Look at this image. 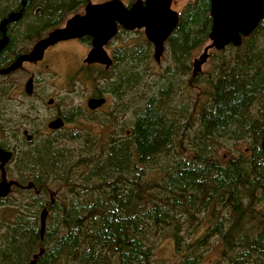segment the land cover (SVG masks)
Returning a JSON list of instances; mask_svg holds the SVG:
<instances>
[{"label":"trees","instance_id":"1","mask_svg":"<svg viewBox=\"0 0 264 264\" xmlns=\"http://www.w3.org/2000/svg\"><path fill=\"white\" fill-rule=\"evenodd\" d=\"M22 1L0 0V20L23 10L0 68L89 0ZM211 26L209 0L190 1L166 41L170 60L160 70L144 32L119 28L111 42L131 41L112 49L111 66L82 69L86 82L100 91L103 80L100 92L112 96L102 120L112 126L107 141L74 132L1 143L15 148L13 174L29 175L25 183L33 181L40 193L15 188L19 197L8 196L0 264H26L40 247L47 252L37 264H157L162 233L181 253L178 264H201L213 241L221 256L209 264H264V19L240 46L209 50L211 68L194 74L193 53ZM5 93L0 109L7 108L11 127L15 116H25L10 114L14 103Z\"/></svg>","mask_w":264,"mask_h":264},{"label":"water","instance_id":"2","mask_svg":"<svg viewBox=\"0 0 264 264\" xmlns=\"http://www.w3.org/2000/svg\"><path fill=\"white\" fill-rule=\"evenodd\" d=\"M173 0H136L126 5L122 0H107L99 3H88L83 13H76L69 17L64 25L52 29L46 37L38 40L28 52L18 55L8 66L0 68V75H6L23 67L25 62H37L43 59L45 51L59 41L79 39L85 36L92 38V48L86 56V63H101L105 66L112 64V58L106 50V45L118 33L119 27L126 30L143 29L145 36L154 46V58L159 63L165 51V44L179 22V12L172 9ZM210 14L212 28L209 34L211 43L204 49L202 58L194 63V74L200 65L208 59L211 49L222 50L227 45L240 46L242 38L248 36L264 19V0H211ZM22 16L21 11L11 12L0 21V52L9 42L7 25L17 22ZM28 94L33 92V78L25 84ZM54 99L48 101L52 104ZM106 102L105 97H92L87 101L90 109H96ZM65 121L58 117L48 126L51 129L64 127ZM264 152V137L261 141ZM13 153L0 147L1 180L0 196H7L11 192L14 180H8L5 165L11 160ZM32 184H29L31 187ZM48 211L41 213L40 234L44 238ZM44 249L34 255L28 264H36Z\"/></svg>","mask_w":264,"mask_h":264},{"label":"rangeland","instance_id":"3","mask_svg":"<svg viewBox=\"0 0 264 264\" xmlns=\"http://www.w3.org/2000/svg\"><path fill=\"white\" fill-rule=\"evenodd\" d=\"M90 1L93 3H98L107 0ZM122 1L125 4H130L135 0ZM189 2L190 0H180L177 4L174 5V9L178 11L181 10L182 12L184 7ZM82 9L83 7L80 8L79 11H81ZM74 13L75 12H72L70 16H72ZM21 26H23L24 28L23 24H21ZM75 40L76 39H73L71 41L60 44L59 46L55 47V52L53 51L54 49L52 50V52L48 50L49 55L48 58H46L48 60L45 62H42L40 64H34L31 62L25 63L21 70L16 72L10 77V79H8L12 82H16L18 86H20V84L22 83V87L24 88V85L31 74H34L36 78L34 95L32 96L27 94L24 89L23 95L18 97V101L13 100L14 105H12L10 114L15 113L17 110L18 115L25 116V119L22 118L24 121L28 119L31 122V125L23 122L26 124L25 126L27 128H37L36 131L38 134L42 135V133L39 132L40 130L44 131V134L47 135L51 134V131L48 130L47 127V123L51 115L57 112L65 113L68 117V122L62 128L61 132L58 134V137L62 135L69 137V135H71L72 133L79 132L81 134L89 133L94 137H98L102 141L104 139L105 141H107L108 133L111 132L112 126H106L105 124H103L104 122H102V120L107 118V112H110L111 110L113 102L112 96L108 94L110 98L102 111L93 114L90 113V110L87 106V99L92 96L93 91H98V88H96V85L93 86V82H86L83 79L85 72L82 69L86 66L85 57L87 55V44L85 42H82L80 39V42H78L79 40ZM130 41L131 39L118 38L117 40H113L111 42V45L107 46L106 48L108 49V52L112 54V49H115L116 46H120L123 43H129ZM210 43L211 41L208 38L204 44H202L194 51L192 58L193 63H196L202 58L204 49ZM211 52H214L213 49ZM153 59L158 66V69L155 68V70H160L164 66H167L170 58L166 53V47L161 61L158 63L154 58L153 46ZM210 60L211 56L208 57L205 63L200 65L198 72H207L211 68ZM99 82L100 91H103L104 82L103 80H100ZM51 98L55 100L53 106L49 105L48 103ZM38 117L39 119H37ZM127 117L129 118V113L122 117L120 121L126 119ZM116 127L117 124L113 126L114 129ZM34 134L35 138L39 137L36 133ZM13 167V165L10 167V172L13 176H15L12 170ZM19 195L20 194L13 192L12 199H17ZM0 215H2L1 211ZM8 218L9 215L7 206L6 221L8 220ZM7 222L4 223V221L2 220L3 225L2 227H0V230L5 231L4 228ZM200 232L201 228L194 234H190V237L188 238L197 237L199 236ZM221 248V245H215L213 241V243H211L210 247L207 250L202 251L201 264H209L211 262H214L216 259H219L221 256ZM153 259L157 264H178L181 261L182 256L181 253L176 250L173 239L168 237L167 234L164 235L162 233L154 249Z\"/></svg>","mask_w":264,"mask_h":264},{"label":"flooded vegetation","instance_id":"4","mask_svg":"<svg viewBox=\"0 0 264 264\" xmlns=\"http://www.w3.org/2000/svg\"><path fill=\"white\" fill-rule=\"evenodd\" d=\"M136 1V0H135ZM135 1H132L130 4H132L133 2H135ZM180 0H173L172 1V4H171V7H172V9H174V5L175 4H177L178 2H179ZM190 1H193V0H190ZM25 0H23L22 1V4L24 5L25 4ZM91 1L89 0L87 3H86V5L88 4V3H90ZM93 3V2H92ZM99 3V2H98ZM209 3H210V10H211V0H209ZM85 5V6H86ZM85 6L83 7V9L81 10V11H79L78 10V12H75L74 14H76V13H83L84 12V8H85ZM175 10V9H174ZM17 11H21L22 12V16H23V10L22 9H15V10H13V11H10V12H8V14L6 15V16H3L2 17V19L3 18H5V17H7L11 12H17ZM176 11H178V10H176ZM39 12H41V7H39V6H37L36 7V9H35V11H34V13H36V14H38ZM179 13H181V10L180 11H178ZM211 15V14H210ZM22 16H21V18H22ZM212 18V17H211ZM1 19V20H2ZM68 19V18H67ZM66 19V20H67ZM0 20V21H1ZM66 20H65V22H66ZM64 22V23H65ZM64 23L62 24V25H64ZM18 24V22H12V23H9L8 25H7V35H8V37H9V42L11 41V39H12V32H13V29L16 27V25ZM61 25V26H62ZM211 28H212V26H211ZM54 29V28H53ZM52 30V29H51ZM50 30V31H51ZM50 31H48L44 36H42V37H39L38 39H36L35 40V42L32 44V46L38 41V40H40L41 38H43V37H46L47 36V34L50 32ZM2 35H3V33L0 31V38L2 37ZM71 40H73V39H69V40H64V41H59L58 43H56V44H54V45H52V46H50L46 51H45V53H44V57H43V59L42 60H40V61H37V62H34V64H40V63H42V62H45V61H47L48 59H46V58H48V55H49V51L50 52H52V50L55 52L56 51V48L55 47H57V46H59L60 44H62V43H65V42H68V41H71ZM79 39H76L75 41H78ZM80 40L82 41V42H85L86 44H87V54H88V52L91 50V48H92V38L90 37V36H86V37H83V38H80ZM80 40L78 41V42H80ZM9 42H8V44H9ZM61 42V43H60ZM109 45H111L110 43H108V45L107 46H109ZM32 46H31V48H32ZM52 47V48H51ZM30 48V49H31ZM30 49L28 50V51H30ZM107 49V48H106ZM49 50V51H48ZM108 50V49H107ZM27 51V52H28ZM24 53V52H23ZM109 53V52H108ZM22 54V53H21ZM20 55V54H19ZM109 55L112 57V54L111 53H109ZM87 56V55H86ZM85 59H86V57H85ZM112 59H113V57H112ZM25 63H29V62H25ZM24 63V64H25ZM11 64V63H10ZM86 66H91V67H96V68H98V69H106L107 67L105 66V65H103V64H101V63H92V64H88V63H86ZM23 67H21L20 69H17L16 71H13V72H11V73H9V75L11 74V75H13V74H15L16 72H18L19 70H21ZM8 74H6V75H0V90L1 91H4V93H5V90H6V85H7V82H9V80L8 79H6V77H4V76H7ZM30 77H32L33 78V92L31 93V94H29V95H34V86H35V83H36V78H35V76H34V74H31L29 77H28V79L30 78ZM27 79V80H28ZM27 82V81H26ZM26 84V83H25ZM5 87V88H4ZM23 87H22V83L20 84V86H18V84H16V82H14V84H13V88L11 89V91L10 92H6L5 94H6V96H7V99H12V100H15V101H18V97H20L21 95H23V91H24V89H25V85H24V88L22 89ZM5 89V90H4ZM26 92V91H25ZM2 94V93H1ZM8 94H9V96H8ZM28 94V93H27ZM13 95H15V96H13ZM92 97H105L106 98V102L102 105V106H100V107H98V108H96V109H90L89 108V110H90V113H98V112H100V111H102L103 110V108H104V106L108 103V100H109V95L107 94V93H103V92H100V91H96L95 90V92L93 91V94H92V96H90L88 99H87V101L90 99V98H92ZM51 99H53V98H51ZM54 102H55V100H54ZM54 102L52 103V104H49V105H54ZM25 113V112H24ZM107 113H109V112H107ZM7 116H8V110H7V108H5V107H3L2 106V109H0V120H1V125H0V147L2 148V149H4V150H7V151H11L12 153H13V156H12V158H11V160L9 161V162H7V164L5 165V169H6V176H7V179L8 180H14V181H16L17 182V184H12V186H11V192H13L14 190H15V188H18V189H20V190H35V192L37 193V195L40 193V189H37L36 188V186H35V184H34V182L33 181H28V183L26 184L25 183V181L30 177L29 175H27L26 176V178H24V176H22L21 174L20 175H15V176H13L12 174H11V172H10V167L13 165V158H14V155H15V148H11V149H6V148H4L2 145H1V143L2 142H4V141H7L8 139L11 141H13L14 142V144H20V142L21 141H23V136L25 135V136H27V139L30 141V140H32L33 138H35V134L34 133H36L39 137H37L36 139H37V141L39 140V141H41V140H43L42 138H46V137H49V136H51V134H52V136L54 135H58L60 132H61V130H62V128H60V129H51L49 126H48V124H49V122H51L52 120H54V119H56V118H58V117H61V118H63L64 119V121H65V124L68 122V118H67V115L65 114V113H61V112H57V113H53L52 115H51V117H50V119H49V121H48V123H47V127H48V130H50L51 132V134H47V135H45L44 134V131H40L39 130V132L40 133H42V135H40V134H38L37 133V128H35V129H33V128H27L25 125V123H23V122H26V121H24L23 119L22 120H18V117H14V120H17V123H15V125H13V126H11V127H9V125H7ZM29 116V115H28ZM4 118V119H3ZM28 118V117H27ZM37 119H39V117L37 118ZM27 120V119H26ZM15 126V127H14ZM65 126V125H64ZM47 133H49V132H47ZM1 175H2V172H1V162H0V180H1ZM29 184H32V186L31 187H29ZM10 192V193H11ZM10 193L7 195V196H4V197H2V196H0V211H1V213H2V215L3 216H1L2 217V220L4 221V223L6 222V214H7V206H8V196L10 195ZM54 196H55V192H51L50 193V199H49V201H47V200H45L44 202H43V204H44V206H45V208H43L42 209V211L44 210V209H46L47 211H48V216H49V209H48V207H49V205H51V204H53L54 203V201H55V199H54ZM42 211H41V213H42ZM41 225V224H40ZM43 249H44V253H46L47 252V249L46 248H44V247H42ZM40 249H41V247L38 249V251L37 252H34V254H33V256L31 257V259H30V261L34 258V255L36 254V253H38L39 251H40ZM43 253V254H44ZM41 257H42V255H40L39 257H38V259L36 260V264H37V262L41 259ZM29 261V262H30ZM26 264H28V263H26Z\"/></svg>","mask_w":264,"mask_h":264},{"label":"bare ground","instance_id":"5","mask_svg":"<svg viewBox=\"0 0 264 264\" xmlns=\"http://www.w3.org/2000/svg\"><path fill=\"white\" fill-rule=\"evenodd\" d=\"M41 240V239H40Z\"/></svg>","mask_w":264,"mask_h":264}]
</instances>
